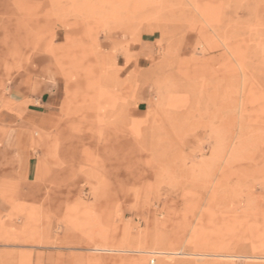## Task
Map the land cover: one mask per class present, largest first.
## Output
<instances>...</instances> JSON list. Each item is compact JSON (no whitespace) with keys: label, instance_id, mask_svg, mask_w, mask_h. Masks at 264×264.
I'll return each mask as SVG.
<instances>
[{"label":"rangeland","instance_id":"rangeland-1","mask_svg":"<svg viewBox=\"0 0 264 264\" xmlns=\"http://www.w3.org/2000/svg\"><path fill=\"white\" fill-rule=\"evenodd\" d=\"M48 84L0 264H264V0H0V112Z\"/></svg>","mask_w":264,"mask_h":264},{"label":"crops","instance_id":"crops-1","mask_svg":"<svg viewBox=\"0 0 264 264\" xmlns=\"http://www.w3.org/2000/svg\"><path fill=\"white\" fill-rule=\"evenodd\" d=\"M37 93L34 99L41 101L42 105L48 103L47 105L35 106L30 102L19 104L16 109L6 108L0 112V132L3 135L0 146V179L6 178L8 172L26 166L28 137H32L36 127L46 125L44 111L53 110L51 105L56 101L55 87L42 85Z\"/></svg>","mask_w":264,"mask_h":264}]
</instances>
